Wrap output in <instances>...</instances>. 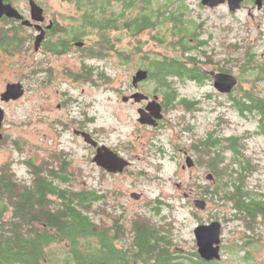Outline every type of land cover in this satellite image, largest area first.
<instances>
[{"label":"flooded vegetation","instance_id":"obj_1","mask_svg":"<svg viewBox=\"0 0 264 264\" xmlns=\"http://www.w3.org/2000/svg\"><path fill=\"white\" fill-rule=\"evenodd\" d=\"M58 1L62 6L70 5L75 8V13L70 15L71 17H64L60 12L53 11L48 0L4 2L5 5H11L22 19L9 18L6 15L0 18V23H6L5 27L0 28V83L2 82L0 107L5 112L1 130L4 139L0 142H8L9 139L6 134L7 107L31 96L39 98V110L46 114V116L41 114L40 119L45 121V124L52 125L58 132L54 137L47 138L45 143L35 151H31L30 142L24 140V148L27 147L28 150L24 154L22 163L31 178L29 182L10 170L14 161L0 167V176L14 174L16 178L28 185L33 184L35 178L40 179L48 185L49 192L53 194L61 193L62 187L76 192L93 191L95 189L87 179L91 180L94 170L100 172L105 179H115L126 176L128 173L134 174L136 160L132 153L139 149L147 156L149 163L158 155L167 156L177 162L178 174L192 176L196 173L200 175V179L206 177L205 182L197 183L199 187L197 197L205 200L200 194L207 189L212 190L214 184L212 167L206 159L209 160L212 154L217 161H220L222 156L231 157L236 154L231 142L237 141V137H242L249 145L248 141L254 136L249 130L245 131L248 133L246 135H251L249 138L243 134L230 132L229 126V133L224 136L226 124L219 117L218 124L215 122L213 129L206 134L194 131L198 129V114L203 111L198 106L202 98L200 96L196 99L191 98L188 84L196 88L204 87L205 84L210 85L214 96L210 95L209 98L217 96L228 101L223 104V109H227V112L221 111L222 114H230V110H234L237 116H253L252 110L248 109L251 103L242 99L244 94L252 90L253 83L249 82L248 89L241 87L240 79L234 72L238 66L236 56L233 54L238 47L245 52L251 49L255 52V59L260 60L264 73V0H233L232 3L225 0L217 6L215 0L207 1L208 4H204V0H196L194 5H191L192 0L189 1L190 3L187 0L165 1L166 16L170 18L168 21L170 30L182 31L184 35H188L189 44L182 47L177 43L178 38L169 35L166 38V45L169 47L167 54L162 55L155 51L142 54L138 46L132 49V54H124L126 57L117 54L123 61L126 59L127 62L129 60L137 62V70L131 76L127 94L121 96L123 104L134 110L132 119L136 125L137 136L135 143H129L125 147L106 143L98 136V130L92 127L98 118L89 113L96 102L93 101L89 92L86 94L87 89L94 87L93 85L100 86L109 80L107 61L111 55V45L114 46V43L110 42L112 41L110 32L117 31L110 29V18L117 11L110 13L102 0H92L86 5L78 4V0ZM33 3L42 10L37 20L33 16L39 13H33ZM136 13L138 15L139 11ZM24 21H29L30 25H24ZM119 24L124 26L125 21L122 20ZM122 30L127 31L133 38L143 34L132 33L123 27L120 31ZM253 34H256L257 39L261 41L258 52L256 44H249ZM40 35H43V40L37 49L36 43ZM238 35L242 38L238 39ZM218 37L219 48L213 49L212 39ZM117 40L120 41L119 36ZM152 40L158 45L157 40ZM208 46L211 47L208 48ZM175 48L179 51L174 50ZM14 56L15 59L21 58L24 61L25 70L19 65H10L14 70L9 71L14 73V77L6 79L1 72L6 69V61ZM179 56L182 58L179 59ZM65 57L70 60L69 66H62V60ZM246 62L243 60V68ZM76 65L78 68L75 70ZM16 70L24 72L19 74ZM139 72L147 73V78L134 84V78ZM211 72L235 76L238 79V85L230 94H223L215 88ZM61 76L68 80L63 83L61 91L58 89L56 93L47 92L48 88L58 83ZM12 84L21 87L23 96L17 100L3 101L2 95ZM69 85L81 87L67 88ZM137 94L140 95L138 100L133 98ZM56 96L57 99L53 103V98ZM202 97H205V94ZM71 108L77 109L79 114L77 118L70 115ZM180 109H183L185 116L189 115L186 119L193 123L190 130L183 127V123L177 116H173ZM220 110L221 106L213 109L211 113H217ZM142 120L147 123H143ZM261 126L263 124L260 123L256 133L258 136L262 134ZM66 134L71 137L66 139ZM84 134L91 137L92 144L86 142ZM159 135H167L168 145L161 142ZM210 137L214 141L213 151L206 150V142ZM14 144L17 145L15 141ZM74 144L82 145L84 153L79 155ZM229 146H231L230 149H227ZM105 149L127 163L122 173H109L94 162L99 151L105 152ZM63 169L68 173L65 175L75 182H61ZM176 186L184 188V180H179ZM194 191L190 189L184 194L188 196L187 199L191 197L192 202L197 198ZM108 192L120 200L121 189L109 190L106 193ZM130 194V198L137 202L145 198L144 193ZM133 194L141 195V197L136 200L132 197ZM116 208H119L118 203ZM146 218L153 219L148 215Z\"/></svg>","mask_w":264,"mask_h":264},{"label":"trees","instance_id":"obj_2","mask_svg":"<svg viewBox=\"0 0 264 264\" xmlns=\"http://www.w3.org/2000/svg\"><path fill=\"white\" fill-rule=\"evenodd\" d=\"M91 1L78 0L77 3L86 5ZM102 1L109 10L112 3L120 5L111 15V30L122 27L132 33L156 30L163 37L178 38L177 43L182 47L189 44L188 35L167 28L170 18L166 16L164 0ZM122 20L124 26L119 24ZM152 39L167 46L165 38ZM237 50V60L247 61L244 68L254 78L252 90L242 99L251 103L248 109L263 124L259 136L264 138V96L258 91L264 81L263 67L251 49L245 52L238 47ZM236 140L231 142L235 155L222 156L217 161L212 154L206 159L212 167L214 184L212 190L207 189L200 196L209 204L221 203L225 207L227 212L224 216L216 215L217 221L243 223L246 232L240 251L245 249L244 259L249 261L252 252L264 245L260 234L264 228V189L261 183L251 185L263 165L248 154L249 145L244 138ZM213 148L214 141L210 137L206 150L213 151ZM65 174L68 173L63 169L62 183L75 182ZM62 188L61 193L53 194L40 179L35 178L33 184L28 185L14 174L0 176V264H223V260L202 261L196 249L185 256L178 248L176 227L169 219L154 222L141 215L131 218L107 207L105 193Z\"/></svg>","mask_w":264,"mask_h":264},{"label":"rangeland","instance_id":"obj_3","mask_svg":"<svg viewBox=\"0 0 264 264\" xmlns=\"http://www.w3.org/2000/svg\"><path fill=\"white\" fill-rule=\"evenodd\" d=\"M162 1V0H161ZM167 0H164L165 2ZM187 0L188 3H190ZM196 0H192L191 5L195 4ZM49 5L53 7L54 12H60L62 16H70L75 13V8L70 5L60 4L58 0H48ZM112 10H119V5L112 3ZM71 17V16H70ZM214 19V18H213ZM64 22V21H63ZM6 23H0V28L5 27ZM64 24H66L64 22ZM167 28H170L167 25ZM217 34V33H216ZM120 37V41L117 40V37ZM160 36L156 30L153 32L146 31L138 38H133L127 31H112L110 32V39L114 43L111 55L108 58V76L109 80H106L104 84L100 86L93 85L90 89H87L93 101L96 102L95 106L89 110L91 115H95L98 118L96 124L92 125L93 128L98 130V136L104 140L106 143L116 144L122 147L127 146L129 143L136 142L135 134V122L132 119L134 110L125 106L121 101L122 94H127V88L131 80V76L135 74L137 70V62L128 61L121 59L117 54H121L126 57L127 53H133L132 49L136 46L140 48V52L145 54L147 52L155 51L159 54H167L169 51L168 46L163 44L158 45L152 40V38ZM241 39L242 36L238 35V39ZM258 36L253 34L251 36L249 44H256L257 52L259 51L261 41L257 39ZM171 41V39H169ZM138 41V44H137ZM172 42V41H171ZM174 42L176 40L174 39ZM213 46L212 48L217 49L219 42L218 38L212 39ZM211 46H208V48ZM254 47V46H253ZM255 48V47H254ZM233 55L236 56L237 69L234 70L235 76L240 79L241 87L244 89L250 88V83H253L252 73L243 68V60L238 59V50ZM222 58V57H221ZM10 60L6 61L5 70L1 72L6 79H13L14 73H11L9 70H14L10 65H19L25 70V63L21 58L11 57ZM62 66H69L68 58H63ZM240 64V65H239ZM78 68V65L75 66V70ZM19 74L21 73L20 70ZM24 71H22L23 73ZM21 73V74H22ZM1 80V79H0ZM66 77L61 76L58 79V83L54 86L48 88L47 92L56 93L57 90L63 88V83L67 82ZM2 83V82H1ZM0 83V85H1ZM80 85H72L67 88H80ZM188 89L191 94L189 96L193 99L197 97L202 98V102L198 104L202 108L199 116L198 133L206 134L209 130L213 129L215 122L218 124V117L221 118L224 122V136L230 132L235 134H243L249 138L253 135L249 142V152L248 154L251 157H255L257 160L262 162L263 169L262 172L256 174L254 180H251V185L257 186L261 183L262 188L264 189V138L255 134L258 131L260 121L257 116H237L234 110H230L229 113L222 114L221 111L227 112V109H223V104L228 101L225 99H220L219 97H211L213 95V90L210 85L205 84L204 87L196 88L193 85L188 84ZM61 91V90H60ZM259 93L264 96V81L258 89ZM80 93V92H79ZM81 94V93H80ZM205 94V97H202ZM72 96L77 97L75 94ZM57 99V96L53 98V103ZM39 98L31 96L28 99H24L18 102H14L7 107V123H6V134H8V142H0V167L4 164H8L10 161L15 163L11 165L12 170L20 178L24 180L27 179V182L31 180L30 176L27 174L23 159L24 154L28 150L27 147L24 148V140L30 142V150H38L39 146H42L47 138H52L58 132L57 129H54L52 125L45 124V121L40 119L41 114L46 116L43 112L39 110L38 104ZM221 104V105H220ZM221 106V110L217 113H211L213 109H217ZM56 109V108H55ZM39 112V114H38ZM229 114V116H228ZM70 115L73 117H78V111L76 108L70 109ZM173 116H177L183 123V127L186 129H191L193 123L186 119L189 115L185 116L183 109L176 111ZM230 117V120H228ZM221 122V121H220ZM229 126V127H228ZM249 130L250 134L246 135L245 131ZM46 135V137H45ZM71 136L69 134L65 135L66 139H69ZM159 141L168 145L167 135H159ZM14 141L17 145L14 144ZM69 142V141H68ZM73 142V141H72ZM76 152L81 155L84 153L82 145L74 144ZM169 148L166 150L168 154ZM132 156L136 160L135 173L127 174L126 176L118 178H104L100 172L94 170L92 173L91 180L87 181L96 191L99 190L102 193L107 195V207L117 210L120 214L127 215L128 217L134 218L138 215H146L153 218L154 222H161L169 219L172 221L176 227V238L179 241V246L181 251H184L185 256H190V253L194 252V249L197 250V245L194 237V230L199 225H207L215 219L216 215L224 216L226 209L224 206L219 204H209L207 209L204 211L198 210L195 207L194 202L200 198L197 191L199 187L197 183L205 182V178L200 179V175L194 173L192 176H184L178 174L177 162L158 155V157H153L151 163L148 162V158L144 155L141 150L137 149ZM179 180H184V188H178L176 184ZM131 185V187H129ZM121 189V195L119 196L120 200L111 196V193L107 191ZM195 190L194 194L197 198L192 202L191 197L189 199L185 198V193L188 190ZM136 192L138 194L144 193L145 198L140 201H135L130 198V193ZM111 197V198H110ZM141 197V195H140ZM116 201L119 205V208H116ZM146 203H145V202ZM123 205V206H122ZM113 210V211H115ZM220 221V220H219ZM223 225L222 232V260L223 264H264V245L260 250L253 251L252 258L249 261H245L246 251L245 249L240 251L243 244L242 239L246 230L244 229L243 223L240 221H220ZM261 236L264 238V228L260 230ZM258 236V235H257ZM239 243V244H238ZM181 256V255H180Z\"/></svg>","mask_w":264,"mask_h":264},{"label":"water","instance_id":"obj_4","mask_svg":"<svg viewBox=\"0 0 264 264\" xmlns=\"http://www.w3.org/2000/svg\"><path fill=\"white\" fill-rule=\"evenodd\" d=\"M9 0H0V18L3 16H7L9 18L15 19H22L19 13L11 6L5 5L4 2ZM207 1L204 0V4H208ZM233 0H229L232 3ZM225 0H215V5H219L224 3ZM33 13L38 15L33 16L34 19H38L41 13V9L36 5H32ZM24 25H30L29 21H24ZM43 40V35H40L37 39L36 47L37 49L40 47ZM213 76V81L215 84V88L223 93V94H230L233 89L238 85V79L235 76L224 75V74H216L214 72L210 73ZM147 78V73L139 72L137 76L134 78V84L137 82L143 81ZM23 96V91L21 87L15 84L9 85L7 87L6 93L2 95L3 101H10L11 99L17 100ZM139 94L135 95L133 98L139 99ZM126 100V99H125ZM5 118V112L0 107V140L4 139V135L2 133V126ZM143 123H147L142 120ZM87 143L92 144L93 141L89 135H83ZM94 162L103 169L107 170L109 173H122L127 166V163L120 159L117 155L113 154L111 151L105 149V152L99 151L97 157L95 158ZM132 197L136 200L140 198V195L133 194ZM188 198V196H185ZM195 207L198 210L204 211L207 209V202L205 200L198 199L194 202ZM222 232H223V225L220 221H213L207 225H199L194 230V237L197 245V253L200 259L204 262L211 263L215 261L222 260Z\"/></svg>","mask_w":264,"mask_h":264}]
</instances>
